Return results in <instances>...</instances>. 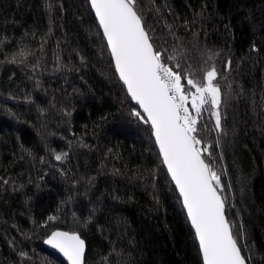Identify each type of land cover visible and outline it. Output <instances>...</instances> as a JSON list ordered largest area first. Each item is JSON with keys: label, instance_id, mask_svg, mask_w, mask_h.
I'll return each mask as SVG.
<instances>
[{"label": "trees", "instance_id": "16d2710c", "mask_svg": "<svg viewBox=\"0 0 264 264\" xmlns=\"http://www.w3.org/2000/svg\"><path fill=\"white\" fill-rule=\"evenodd\" d=\"M135 10L166 63L200 79L216 54L223 132L205 112L203 143L241 255L264 264V0H136ZM0 41V264H66L43 246L53 231L85 241L84 264H202L88 0H0Z\"/></svg>", "mask_w": 264, "mask_h": 264}, {"label": "snow or ice", "instance_id": "6c2138e0", "mask_svg": "<svg viewBox=\"0 0 264 264\" xmlns=\"http://www.w3.org/2000/svg\"><path fill=\"white\" fill-rule=\"evenodd\" d=\"M90 3L115 71L128 96L142 110L133 115L151 125L163 164L199 242L203 264H245L225 216L224 198L220 195L223 186L211 162L210 146L203 143L205 112L215 120L214 131L218 135L223 132L219 73L214 65L208 66L216 54H210L197 70L202 73L197 79L190 65L166 63L164 54L154 48L144 21L135 10L136 0ZM19 55L26 58L24 52ZM167 59L173 61L176 57L169 55ZM8 62L15 64L17 59L14 56ZM63 158L55 156L57 161ZM44 243L63 254L68 264H84L85 241L76 233L53 231Z\"/></svg>", "mask_w": 264, "mask_h": 264}, {"label": "water", "instance_id": "95a60500", "mask_svg": "<svg viewBox=\"0 0 264 264\" xmlns=\"http://www.w3.org/2000/svg\"><path fill=\"white\" fill-rule=\"evenodd\" d=\"M88 3H89V6H90V9H91V11H92V14H93V16H94V19H95V21H96V23H97V25H98V27H99V29H100V32H101V35H102V37H103V30L100 28V25H99V22H98V20H97V18H96V16H95V12H94V10L91 8V3H90V0H88ZM103 39H104V37H103ZM104 42H105V44H106V46H107V41L104 39ZM107 48H108V46H107ZM108 51H109V54H110V57H111V53H110V50L108 49ZM111 60H112V58H111ZM112 63H113V67H114V69H115V65H114V62L112 61ZM115 73H116V71H115ZM116 75H117V77L119 78V76H118V74L116 73ZM120 80V79H119ZM121 82V84H122V86L125 88V90H126V87L123 85V83H122V81H120ZM126 92H127V90H126ZM129 98L131 99V97L129 96ZM131 101H132V99H131ZM133 103H134V105L136 106V108L139 110V111H142L140 108H139V105H137L134 101H132ZM146 118V117H145ZM149 126H150V128H151V125H150V123H149ZM152 130V129H151ZM153 140H154V142H155V138H154V136H153ZM155 145H156V143H155ZM156 148H157V151H158V153H159V148H158V146L156 145ZM160 155V154H159ZM160 158H161V160H162V163H163V158L160 156ZM163 166H164V168H165V171H166V173H167V175H168V178L170 179V181H171V177H170V175L168 174V172H167V168H166V166L163 164ZM171 183L173 184V186H174V188H175V184L171 181ZM176 189V188H175ZM176 192H177V194L179 195V192L176 190ZM179 197H180V195H179ZM180 200H181V204H182V198L180 197ZM182 206H183V204H182ZM185 211V214H186V217H187V213H186V210H184ZM189 222V224H190V221H188ZM190 227H191V224H190ZM191 229H192V227H191ZM192 231H193V233H194V235H195V232H194V229H192ZM196 241H197V244H198V247H199V242H198V240L196 239ZM43 246H44V248L45 249H47L48 251H51V252H53V253H55V254H57L58 256H60L61 258H62V260H64L65 261V263L66 264H68V261H67V259L63 256V254H61L58 250H56V249H53L51 246H49V245H46L45 243H44V241H43ZM85 252H86V247H85ZM201 255V254H200ZM84 258H85V253H84ZM201 259H202V255H201ZM202 264H203V259H202ZM245 264H246V261H245Z\"/></svg>", "mask_w": 264, "mask_h": 264}, {"label": "rangeland", "instance_id": "374dc122", "mask_svg": "<svg viewBox=\"0 0 264 264\" xmlns=\"http://www.w3.org/2000/svg\"><path fill=\"white\" fill-rule=\"evenodd\" d=\"M190 107V106H189ZM213 119V122H214V125H215V120H214V118H212Z\"/></svg>", "mask_w": 264, "mask_h": 264}, {"label": "bare ground", "instance_id": "6f19581e", "mask_svg": "<svg viewBox=\"0 0 264 264\" xmlns=\"http://www.w3.org/2000/svg\"><path fill=\"white\" fill-rule=\"evenodd\" d=\"M160 156V155H159ZM161 159V158H160ZM162 161V160H161Z\"/></svg>", "mask_w": 264, "mask_h": 264}]
</instances>
